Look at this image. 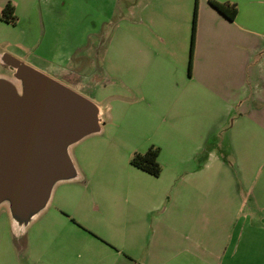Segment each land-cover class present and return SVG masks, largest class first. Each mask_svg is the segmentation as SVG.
<instances>
[{
  "label": "crops",
  "instance_id": "1",
  "mask_svg": "<svg viewBox=\"0 0 264 264\" xmlns=\"http://www.w3.org/2000/svg\"><path fill=\"white\" fill-rule=\"evenodd\" d=\"M21 1L0 0V8L11 2L16 11ZM209 1L195 0L190 72L185 21L192 3L187 0H148L140 20L128 22L114 44L82 43L78 57L55 51V59L46 58L55 74L66 78L95 61L101 67L109 49L116 61L123 60L128 101L141 126L159 134L152 145L159 148L162 171L153 176L132 166L130 157L123 158L124 148L98 141L100 127L82 138L94 136L91 143H73L74 155L73 144L68 146L74 175L53 185H61L62 197L51 210L45 205L21 224L12 218L8 202L0 203V214L6 215L0 218V256L15 246L14 264H264V195L255 191L260 181L255 171L264 161V0H214L236 4L233 20ZM70 60L73 68H68ZM214 118L216 129L224 124L229 129L225 144L213 140ZM158 145L171 156L165 158ZM217 147L229 154L219 156ZM116 152L122 156L111 157ZM228 157L241 172L240 193L231 200ZM215 191H221V202H215ZM108 196L128 202L122 222H106L100 229L82 219V199L97 205ZM246 202L251 204L247 212L261 221L247 223L253 227L251 237L244 236L245 223L234 233ZM8 221L17 235L26 229L32 235L12 242L5 236Z\"/></svg>",
  "mask_w": 264,
  "mask_h": 264
},
{
  "label": "rangeland",
  "instance_id": "2",
  "mask_svg": "<svg viewBox=\"0 0 264 264\" xmlns=\"http://www.w3.org/2000/svg\"><path fill=\"white\" fill-rule=\"evenodd\" d=\"M187 1L190 2V4L192 3L190 16L188 19L186 18L185 21V30L188 29V41L190 44L192 13L195 0ZM197 1L199 2V0ZM148 3V0L21 1L15 11L17 16L15 24L0 20V78L12 81L20 89V82L13 77V72L6 64L3 63L2 65L1 63V58L4 54L14 56L25 64L74 89L92 100L98 106L101 117L100 127H102V133L99 134V142L103 141L107 143L109 140L114 141L118 149L121 150L124 148L126 153L124 152L123 158L126 159L131 157L134 152L145 151L150 145L157 142L159 134H149L148 131L151 128L145 125L141 126V117L136 114L135 108L131 106L133 103L128 101V88L125 85L126 71L123 60L116 61V54L109 49V54L105 53L107 59L100 60L101 67L98 68L99 65L95 61L94 65L89 64V66H86L87 68L81 66L83 70L78 69V75L73 74L66 78L61 74H55L52 66L53 63L46 64V58L55 59V51H62V53L66 52L67 56L70 58L72 56L78 57L81 53L79 51L85 49V47H82V49L78 51L79 53L76 54L77 46L82 43H84V46L89 43H94L95 45L98 44V46L102 45L104 48L108 46V44H114L115 40L118 38V32L122 29H128V22L140 20V14ZM188 10L189 9H187V13ZM117 24L119 26H117ZM98 55L103 57L104 53L101 51ZM64 58H66V55ZM73 64L72 60H70V62L67 63L69 66L68 68H73ZM70 71H72V69H69V72ZM82 77L84 79H82ZM80 79L81 82L77 83ZM220 107H222V105L219 106V110L222 111ZM223 114L219 121L224 118ZM215 118L213 127L217 124ZM231 122L232 119H229L228 125H230ZM224 125L222 126L223 128L218 127L216 129L214 127V142L217 141L221 144L226 143L229 129H226ZM92 138H94V136L85 137L84 139L81 138L79 143H91L89 140H93ZM229 138L231 139L230 135ZM79 143L77 142L75 144L78 145ZM75 144L69 148L73 155L77 146ZM158 146L165 158L171 156L167 148L164 149L160 145ZM220 147L216 148L218 149L217 152L219 156L229 154V149ZM129 153L132 154L130 155ZM216 153L213 154L212 158L214 163H216L215 160L217 159L215 156ZM68 155L70 156L69 152ZM114 156L120 157L122 155L116 152L111 154V157ZM227 161L229 162L227 167L230 171L228 173L229 177L227 178L228 186L226 191L228 192L229 200H231L233 194H237V191L240 193L238 176L241 172L235 158L232 159L228 157ZM255 173H257L260 180L255 187V191L259 193L260 197L261 193L264 195V161L257 167ZM60 186L61 185L57 187L56 185L53 186L52 192H50V199L46 204V206H49V210L53 208L55 199L62 197ZM108 197L109 200L105 198L107 201L98 203L99 209L96 208L98 204H93L86 198L82 199L80 205H85V213L79 211L82 219L84 221L88 220L89 225L100 229L105 227L106 222L113 223L114 221L118 222V220L122 222L125 211L128 210L129 207L128 202L124 198ZM246 198L249 200L248 197ZM222 199L221 191H215V202H221ZM50 201L51 205H49ZM56 205L61 204L57 203ZM73 205L75 204L73 203ZM250 206L251 204L249 202L243 205L244 212L238 214L240 216L237 220L238 224L236 229L234 230V233H236L237 230L242 227L243 223H245V237L253 236V227L247 223L251 221L254 223L261 222L258 218V214L247 212ZM88 208H91V210H88ZM3 216L6 215L3 213L0 214V218ZM7 224V226H4V229L7 230L5 236L11 237L12 242L14 241L16 243L17 240L23 241L25 237H28V234L32 235L31 231H28V229H26V232L22 235H17L19 231L13 229L11 221H8ZM78 224H80V222ZM80 225L85 227L82 224ZM261 233H263V231L260 232V234ZM12 248L14 250H6L5 253L0 256V264H14L18 259L19 255L16 247L14 246Z\"/></svg>",
  "mask_w": 264,
  "mask_h": 264
},
{
  "label": "water",
  "instance_id": "3",
  "mask_svg": "<svg viewBox=\"0 0 264 264\" xmlns=\"http://www.w3.org/2000/svg\"><path fill=\"white\" fill-rule=\"evenodd\" d=\"M20 82L0 78V203L18 223L42 209L53 185L74 175L68 146L100 129L89 98L12 55L1 58Z\"/></svg>",
  "mask_w": 264,
  "mask_h": 264
},
{
  "label": "trees",
  "instance_id": "4",
  "mask_svg": "<svg viewBox=\"0 0 264 264\" xmlns=\"http://www.w3.org/2000/svg\"><path fill=\"white\" fill-rule=\"evenodd\" d=\"M210 4L222 15L226 16L228 19L233 20L237 13V6L233 2H217L214 0L209 1ZM0 20L6 23L15 24L17 16L15 14V7L11 2H7L0 9ZM196 23H197V2L195 3L192 24H191V39H190V58L188 65V72L191 71L192 63V51L195 40L196 33ZM159 148L157 146H149L143 152H134L129 162L132 166L141 169L153 176H158L162 171V166L158 161Z\"/></svg>",
  "mask_w": 264,
  "mask_h": 264
},
{
  "label": "flooded vegetation",
  "instance_id": "5",
  "mask_svg": "<svg viewBox=\"0 0 264 264\" xmlns=\"http://www.w3.org/2000/svg\"><path fill=\"white\" fill-rule=\"evenodd\" d=\"M13 72V71H12ZM20 90V89H19Z\"/></svg>",
  "mask_w": 264,
  "mask_h": 264
}]
</instances>
